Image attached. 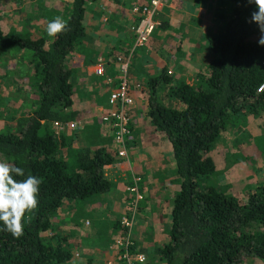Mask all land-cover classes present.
Returning <instances> with one entry per match:
<instances>
[{
  "label": "trees",
  "instance_id": "trees-1",
  "mask_svg": "<svg viewBox=\"0 0 264 264\" xmlns=\"http://www.w3.org/2000/svg\"><path fill=\"white\" fill-rule=\"evenodd\" d=\"M87 1H70L64 18L68 27L49 37L48 47L45 34L31 38L0 32V56L12 45L27 50L31 75L38 76L36 105L16 131L0 133V156L22 167L25 176L42 180L38 207L26 214L23 235L14 237L0 223V264L67 263L72 258L71 246L58 233L55 213L64 202H81L110 187L102 168L113 157L102 147L91 148L93 140L63 156L60 149L72 147L71 137L52 127L53 122L67 126L76 116L69 110L73 89L65 58L84 35ZM195 1L213 4L216 0ZM223 3L227 9L219 7ZM254 11L255 5L248 0L216 1L214 12L221 25L204 34L214 56L197 81L188 84L174 79L162 67L146 84L147 116L170 145L178 184L172 196L168 240L156 247V261L161 264H239L246 257L264 261V183L244 202L204 184L215 171L209 151L225 126L234 116L264 113V47L258 45V25L248 22ZM118 73L112 86L121 75L117 65ZM163 92L174 104L160 101ZM261 142L263 153L264 137ZM119 227L124 234L125 229ZM155 256L145 262L152 264Z\"/></svg>",
  "mask_w": 264,
  "mask_h": 264
},
{
  "label": "crops",
  "instance_id": "crops-1",
  "mask_svg": "<svg viewBox=\"0 0 264 264\" xmlns=\"http://www.w3.org/2000/svg\"><path fill=\"white\" fill-rule=\"evenodd\" d=\"M23 1L0 0V13H15L12 22L13 31H10L14 34H19L22 31L19 20V15L22 13L19 10L13 11V5H18ZM37 1L39 6L50 7L48 1L47 4L45 3L46 5L44 4L46 0ZM70 1L67 0L68 5H70ZM129 1L131 4L135 3L133 0H110L113 5L110 8L112 12H109L106 17L98 11L97 7L95 8L96 5L91 6L89 3V6H85L84 35L74 51L65 58V65L70 70V82L73 89V99L69 110L76 112V116L71 121L78 127V135L82 139L79 140L80 143L79 141L76 143L75 139L71 137L72 145L80 147L93 140L95 142L89 146L91 148L102 147L113 157V161L103 165L102 168L104 178L110 183L109 190L104 194L93 195L75 203V205L79 203L85 207L83 216L82 214L78 216L79 227L77 224L76 228L79 235L74 240L79 243L77 247L79 252H74L73 255L76 258L72 257L64 264H74L75 262L79 264V261L86 264H104L106 260L114 258L116 250L113 240L120 235L119 216L128 213L126 212L127 203L131 198L125 191V187L131 180L130 170L139 176L138 188L142 194L134 220V222L140 221L137 225L140 231L138 237L136 234H131L132 230L130 232L131 251L143 254L145 261L148 262L147 255L151 258L156 253V247L168 240L166 230L171 209L169 201L175 191L173 192V189H169L170 186L167 185L173 181L175 170H173L170 145L165 136L154 129L147 116L146 98L148 92L146 84L148 79L156 76L162 67H165L168 73L170 70L174 79H182L186 83L191 82L193 79L187 80L186 78L202 65L203 61L200 60L202 56H207L206 64L210 60L208 56H210L211 50L204 40V34L209 31L203 26V21L197 13L189 11L190 9L185 10L186 5L181 4L180 0H163L161 2L159 10L166 13L173 12L164 14L165 19L169 20L168 23L170 22L164 28L171 27L173 37L170 35L168 37L165 31L156 34L154 30L157 27L152 29L151 33H154V38L150 36V33L145 45L142 46V49H138L137 54L133 58L131 57L128 63L126 78L128 93L132 99V104L128 109L130 134L126 144V159L117 158L114 155L112 131L109 125L102 120V116L110 109L107 94L113 87L112 82H115L119 76L114 54L118 53V49L123 46V27L125 31L132 22L131 11L125 10L130 7L128 6ZM186 3L189 4V2ZM63 5L66 4L63 2ZM55 6L58 9L63 8V6L59 7L57 2ZM177 13L180 16L178 18H176ZM40 15V13L37 14L36 20L33 22L34 26L28 30L30 32L28 36L31 38L43 34L49 38L45 31L48 20L51 21L57 17L52 16L45 20ZM158 15L160 17L161 14L158 12ZM60 17L65 18L63 15ZM193 18H196L197 21ZM199 20L201 21L199 22ZM25 28L28 29V25ZM5 31L7 30H2L0 27V32L7 34ZM170 34L172 35V33ZM165 37L173 38L171 40L174 44L179 43L176 55L172 56L171 52H165L163 46ZM24 63L27 64L28 60ZM180 63L185 64V70L182 72L177 69ZM29 65L27 67L30 69L29 74L31 75L32 66ZM106 78L111 79L107 81ZM110 80L112 81L110 82ZM14 83L16 86L24 85L22 81ZM25 87L28 88V86ZM26 90V88H16L13 92H29L27 99L31 100L34 93L31 95V89ZM20 99L18 94L15 95L14 100L19 106H21ZM27 99L24 98L25 104ZM160 101L166 103L162 99ZM33 108V105L31 108L24 107V112L20 111L17 114L20 115V121L16 127H19L27 119ZM63 132L66 136L70 135L68 130ZM60 151H63V156H68L72 150L62 148ZM64 203L58 209L74 204L71 201ZM140 237L147 238L148 241H140ZM239 264H264V262L259 258L246 257Z\"/></svg>",
  "mask_w": 264,
  "mask_h": 264
},
{
  "label": "rangeland",
  "instance_id": "rangeland-1",
  "mask_svg": "<svg viewBox=\"0 0 264 264\" xmlns=\"http://www.w3.org/2000/svg\"><path fill=\"white\" fill-rule=\"evenodd\" d=\"M13 1L18 2V1H23V0H13ZM47 1L50 7L46 5ZM133 1L135 3H132V4L129 1L128 6L130 7L125 9L126 11L127 10L130 11L133 5H139L143 3V1H140V0H133ZM165 1H170V0H165ZM180 1H181V4L186 5L185 10L190 9L189 11H193L197 13V15L203 21L202 22L203 26H205L206 29H208V31H211V32L215 31L217 27L221 25V20L218 19V17L216 16V13L214 12V7L216 6V1L218 0L213 1V4L204 3V1L199 3V2H196L195 0H180ZM56 2L59 3V7L63 6V8H60V9L56 8L55 6ZM63 2L66 4L65 6L63 5ZM186 2H189V4H187ZM89 3L91 6L96 5L95 8L97 7L98 11H100L104 17H106L109 14V12H112V10L110 11V8L113 5H111L112 3L110 2V0H88L86 3V6L87 5L89 6ZM44 4L46 5V8L43 6H39L37 0H34V1L25 0L23 1V3H18V5H13V11L19 10V12L22 13L21 15H19L20 16L19 20L22 26V31L19 34L27 35V36L30 34L28 30L34 26L33 22H35L36 16L38 13L42 15L43 19L48 20V18L52 16L60 17L63 15V17H67L68 12L70 10V5L67 4V0H46L44 1ZM224 4L225 3L219 4V7H225L227 9V7ZM0 7H1V3H0ZM158 10L154 16V19L156 20V22H158V25L156 24L157 26L156 25L154 26V28L157 27V29L154 30V32L156 31L155 33L157 34L159 32L165 31V33L168 34V37L169 35L173 37V29L171 27L164 28L170 24V22L168 23L169 20L165 19L164 14L173 13V12L169 11L166 13L165 11H162V10L158 11ZM158 12L161 14L160 17L158 15ZM14 14L15 13L13 12L12 13L11 12L0 13V27L2 30H7L5 31L7 34H10L11 33L10 31H13L12 22H13ZM178 17L180 16L177 13L176 18ZM186 19L189 20L188 17H186ZM193 19L197 21L196 18H193ZM133 20H134V15L132 14L131 21ZM49 21L50 20H48V22ZM200 21L201 20H199V22ZM26 25H28V29L25 28ZM158 26H161L162 28H159ZM122 31H123V36H122L123 46L118 49L120 52L118 56H120L121 59H124L126 56H129V60L127 62V66H128V63L131 60V57L133 58V56L137 54L138 49L139 50L140 48L142 49V46H144L145 43L140 46L134 45V41H133L134 37L129 31V27L128 29H125V31L123 27ZM170 33H172V35ZM150 36H153L154 38V33L152 32ZM180 36H183V35L180 34ZM168 37H165L163 39V42H164L163 46L165 47V52H171L172 56L176 55V48L179 43L177 42L176 44L172 43L173 41L171 39L173 38L170 39ZM192 38L194 39V37ZM50 40L51 38H48V40L46 41L45 47H48ZM124 50L125 52L122 53V51ZM28 54L29 52L27 50L19 49L16 46L12 45V46H9L7 51H5V53L1 55L2 57H0V133L16 131V129H18V127L16 126L20 121V115L18 116L17 114L20 111L24 112V107L31 108L32 105L33 107L36 105L37 99L35 98L37 97V88L35 86V82L37 81L38 76H36L37 74H33L29 76L30 69H28L27 66H30V65L28 63L27 64L24 63L25 61L29 60ZM145 56H149V55H145ZM213 56L214 54L211 52L210 56L208 57L211 59ZM206 59H207V56H202V59H200L203 61L202 65L199 66L197 70H195L192 74H190L186 78L187 80L193 79L191 82H188V83L192 84L193 82H196L200 74L204 72L205 67H206ZM115 62L117 63L116 60ZM177 69H179L181 72L184 71L185 64L180 63V66L178 65ZM126 71H127V68H126ZM168 71L172 75L171 71L170 70ZM16 81H22L24 82V85L22 84L23 86L21 85L16 86L14 83ZM11 83H14V84H11ZM25 86H28V88ZM16 88L17 89L26 88L27 90L31 89L30 93L31 95H33L34 93V96L31 98V100H28L27 97L29 96V92L28 93L13 92V90ZM164 91L166 92V89ZM165 92L162 93L161 99L165 101L166 103L168 102L169 105H172V103L174 104V101L170 97H167ZM17 94L21 98L19 100L21 106L24 103V98L27 99L26 100L27 103L26 104L24 103L25 106L23 105L21 107L19 106V104L17 105L16 101L14 100V97ZM63 127L64 128H62L61 131L62 132L65 130L70 131L69 137H72V139L74 138L76 143L77 141L82 140L80 136L78 135V127L75 126V124L73 126L67 125ZM263 137H264V113L261 112V113H257L254 116H246V117L245 116L244 117L234 116L233 120H231V122H229L225 126V128L220 132L219 136L213 143L211 150L209 151V156L211 157L214 163L215 171L209 178L204 180V184H212L220 188L224 192H227L235 196L238 202L246 201L248 194L257 190L256 186L260 185L261 183H264V152L263 153L260 152V146L262 145L261 138ZM76 148H77L76 145L75 146L72 145V147H67L68 150H72V151L75 150ZM149 151H151V149H149ZM62 154H63V151H62ZM0 161L5 162V160L2 159L1 156H0ZM173 170H174V164H173ZM130 176L132 177L136 175L132 173V171L130 170ZM174 176L175 174L173 173V181H171V183L169 182L167 185L168 187L170 186L169 189H173V192L176 191L178 188V184L176 183ZM137 177L139 178V176ZM130 183H131V180H130ZM126 187H125V191L127 192ZM138 191H139V188H138ZM127 194L130 197V194L128 192ZM139 196L141 199L142 198L141 192H139ZM139 202L140 201H138L133 206L134 215L132 218V224H131L130 231H129V235L132 230L131 234H134V235L136 234L137 237L139 236V231H140L137 225L139 224L140 221L136 220L134 222V220H135L136 213L138 211ZM75 203L76 202H74L73 206L68 205V206H64L62 209H58L57 212L55 213V216L53 217L54 223L58 225V233L71 246L73 258H76L73 255L74 252H79L77 248L79 246L78 245L79 243L74 241L75 238L79 235V231L76 228L78 224V220H79L78 216L79 214H82L83 216V208H85L81 206L79 203H77V205H75ZM169 203L172 204V197L170 198ZM127 206L128 207L126 209V212L129 213L132 207L131 206L129 207L128 203H127ZM121 216H119V218H121ZM78 227H79V224H78ZM122 232H123V229L121 228L120 234ZM46 235L49 236L50 234L46 232ZM140 241H148V239L147 238L142 239L140 237ZM155 254L152 255L151 258H153ZM147 258L149 260L150 256L147 255ZM74 264H78V263L75 262ZM79 264H86V263L84 262L80 263L79 261ZM152 264H161V261L159 259L156 261V256H155V259L152 262Z\"/></svg>",
  "mask_w": 264,
  "mask_h": 264
},
{
  "label": "built area",
  "instance_id": "built-area-1",
  "mask_svg": "<svg viewBox=\"0 0 264 264\" xmlns=\"http://www.w3.org/2000/svg\"><path fill=\"white\" fill-rule=\"evenodd\" d=\"M162 0H144L139 5H133L130 9L131 14L134 15V20L129 25V31L133 35L134 45H143L154 26L157 24L154 16L161 6ZM257 36H260L258 30ZM117 61L119 71L121 73L116 86L107 94V102L110 105V109L103 114L102 120L109 125L112 131V142L115 147L114 155L117 158L127 157V140L130 134L129 127V115L128 109L132 104V99L128 93V83L126 78V68L129 56L121 59L120 56L115 58ZM264 65V61L261 62ZM110 78H106L109 81ZM111 82V80H110ZM264 81L261 84L263 87ZM55 132L61 131L64 128L59 122L52 123ZM70 126L74 123L70 122ZM139 178L137 176L131 177V183L126 187L127 192L131 198L129 201V207L132 209L128 214H124L119 219V224L125 229V233L119 235L113 240V246L116 250L113 259L106 260L104 264H144L145 257L141 253H135L130 251V239L129 230L132 224L134 205L140 200L138 191Z\"/></svg>",
  "mask_w": 264,
  "mask_h": 264
},
{
  "label": "clouds",
  "instance_id": "clouds-1",
  "mask_svg": "<svg viewBox=\"0 0 264 264\" xmlns=\"http://www.w3.org/2000/svg\"><path fill=\"white\" fill-rule=\"evenodd\" d=\"M248 3L254 4L256 8V11L250 14L248 22L258 25V45L264 47V0H248ZM67 27V21L57 16L47 23L45 31L49 37H55ZM41 183V179L31 174L25 176L22 167L0 161V223L3 224L4 230L14 237L23 235L26 214L37 209Z\"/></svg>",
  "mask_w": 264,
  "mask_h": 264
}]
</instances>
